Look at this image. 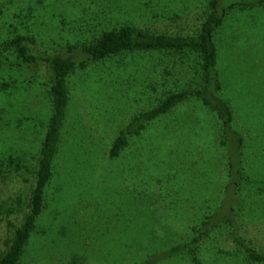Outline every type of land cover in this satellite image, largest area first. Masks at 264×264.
Listing matches in <instances>:
<instances>
[{
  "label": "rangeland",
  "instance_id": "374dc122",
  "mask_svg": "<svg viewBox=\"0 0 264 264\" xmlns=\"http://www.w3.org/2000/svg\"><path fill=\"white\" fill-rule=\"evenodd\" d=\"M225 1H241L246 7L232 8L214 36L222 98L243 139L246 170L264 179V3ZM207 4L208 0H18L3 11L0 29L17 28L29 38L31 53L40 54L90 38L123 17L139 27L193 34ZM154 58L129 54L93 63L68 78V120L57 175L19 264H135L131 252L142 254L141 247H150L156 236L153 246L177 242L205 201L220 194L227 152L215 139L208 145L215 128L212 119L217 117L198 102L183 103L170 120H158L156 130L142 140L136 138L126 159L106 158L116 131L144 109L149 98L173 86L175 77L164 79L166 86L159 84ZM182 60L172 74L179 77L180 70L186 78L192 75L187 66L193 63ZM49 111L41 83H18L11 93L0 94V160L10 154L31 159ZM96 175L112 180L104 182ZM29 185L0 175V252L23 216L22 211L8 215V201L17 195L24 199ZM242 212L246 238L264 250V192L250 195Z\"/></svg>",
  "mask_w": 264,
  "mask_h": 264
},
{
  "label": "trees",
  "instance_id": "16d2710c",
  "mask_svg": "<svg viewBox=\"0 0 264 264\" xmlns=\"http://www.w3.org/2000/svg\"><path fill=\"white\" fill-rule=\"evenodd\" d=\"M16 1L0 0V20L7 5ZM244 5L241 1L208 0L205 17L193 34H170L139 27L124 17L118 23L110 20L115 23L112 27L95 31L90 38L66 44L61 50L40 54L31 53L26 44L29 38L17 28L10 25L12 30L0 29V94L11 93L17 89L18 83H41L50 103L45 129L34 156L27 159L22 154H10L0 160V175L30 183L24 199L17 195L8 201L7 214L22 211L23 216L7 239L5 249L0 252V264L20 263L37 221L47 206L48 187L57 175V160L68 120V78L93 63L136 53L152 58L157 56L152 65L155 70L160 68L159 84L166 86L168 77H175L174 83L171 88L149 98L147 106L134 113L116 131L106 158L109 161L126 159L136 138L142 140L148 131L157 129L158 120L162 117L171 119L181 104L189 102H198L216 115L217 118L212 119L215 128L208 145L215 139L219 147L226 150L227 157L222 165L226 180L217 198L205 201L201 214L196 219L192 217V223L187 225L184 236L177 242L153 246L158 240L156 236L150 247H141L142 254L131 252L132 259L137 261L135 264H264V250L246 238L242 221L245 200L254 193L264 192V179L254 176L244 166L243 139L233 127L229 103L222 98L214 37L228 12ZM184 58H190L193 63L187 66L192 75L184 78L179 70L177 77L172 71ZM156 89L154 87L153 91L157 92ZM96 176L104 182L112 180Z\"/></svg>",
  "mask_w": 264,
  "mask_h": 264
}]
</instances>
